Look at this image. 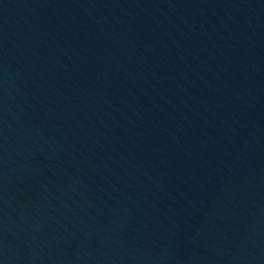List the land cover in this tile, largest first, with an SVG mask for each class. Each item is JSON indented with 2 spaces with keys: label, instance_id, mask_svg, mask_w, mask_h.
I'll list each match as a JSON object with an SVG mask.
<instances>
[{
  "label": "water",
  "instance_id": "95a60500",
  "mask_svg": "<svg viewBox=\"0 0 264 264\" xmlns=\"http://www.w3.org/2000/svg\"><path fill=\"white\" fill-rule=\"evenodd\" d=\"M0 264H264V0H0Z\"/></svg>",
  "mask_w": 264,
  "mask_h": 264
}]
</instances>
